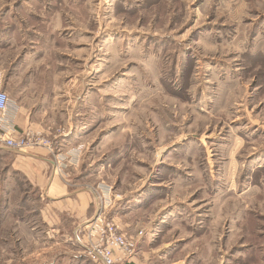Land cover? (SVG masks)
Returning <instances> with one entry per match:
<instances>
[{"label": "rangeland", "instance_id": "374dc122", "mask_svg": "<svg viewBox=\"0 0 264 264\" xmlns=\"http://www.w3.org/2000/svg\"><path fill=\"white\" fill-rule=\"evenodd\" d=\"M0 68L129 264H264V0H0ZM13 159L0 264H100Z\"/></svg>", "mask_w": 264, "mask_h": 264}, {"label": "crops", "instance_id": "0c3cea01", "mask_svg": "<svg viewBox=\"0 0 264 264\" xmlns=\"http://www.w3.org/2000/svg\"><path fill=\"white\" fill-rule=\"evenodd\" d=\"M0 70L3 74V88L6 89V75L2 68ZM11 99L17 107L14 119L16 130L13 135L28 129L33 130L30 126L20 123L21 106L17 100L12 97ZM45 153V150L39 149L13 152L14 159L11 165L42 190L41 196L47 200L44 210L49 219L54 222H72L73 237L78 243L83 244L86 241L82 236L85 224L93 218L99 207L94 192L85 185L70 183L69 177L58 173L56 170L58 166L53 162V158ZM134 258L136 259L135 255L131 256L124 264L131 263Z\"/></svg>", "mask_w": 264, "mask_h": 264}, {"label": "built area", "instance_id": "2783aa9c", "mask_svg": "<svg viewBox=\"0 0 264 264\" xmlns=\"http://www.w3.org/2000/svg\"><path fill=\"white\" fill-rule=\"evenodd\" d=\"M17 107L11 99L8 91L3 88V74L0 70V148L12 152L44 149L52 153L48 139L42 137L39 132L28 129L18 135L15 132ZM53 162L58 161L53 157ZM99 200V199H98ZM88 234L83 243L84 252L94 262L100 264L125 263L133 256L135 244L125 234L118 231L113 220L106 217L103 212L94 215L93 219L85 224Z\"/></svg>", "mask_w": 264, "mask_h": 264}, {"label": "bare ground", "instance_id": "6f19581e", "mask_svg": "<svg viewBox=\"0 0 264 264\" xmlns=\"http://www.w3.org/2000/svg\"><path fill=\"white\" fill-rule=\"evenodd\" d=\"M83 243H85V242H83Z\"/></svg>", "mask_w": 264, "mask_h": 264}]
</instances>
